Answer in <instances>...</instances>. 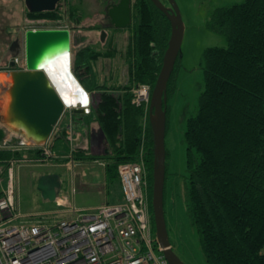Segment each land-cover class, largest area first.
Segmentation results:
<instances>
[{
  "label": "trees",
  "instance_id": "obj_1",
  "mask_svg": "<svg viewBox=\"0 0 264 264\" xmlns=\"http://www.w3.org/2000/svg\"><path fill=\"white\" fill-rule=\"evenodd\" d=\"M131 9L132 23L127 29L128 44L123 55L126 82L120 84L110 77L108 83L92 87L90 92L98 99L90 113L74 116L93 115L104 133L107 154L98 158L107 160L105 169L112 184L115 180L119 183L118 165L135 161L138 153L145 111L131 103L130 89L135 84H146L152 90L170 34L168 20L150 0H134ZM27 14L32 19L57 18L56 11ZM206 27L223 34L227 43L226 47L203 51V88L195 113L185 122L186 213L198 232L206 264H264V0H243L218 7ZM109 48L97 50L87 45L76 52L74 67L83 71L82 80L98 75L94 70L98 59L117 55L115 48ZM173 75L174 70L167 96ZM167 112L166 106V116ZM3 135L0 130V140ZM85 143L83 139L80 144L84 147ZM84 151L76 148L75 157L83 158ZM38 155V150L0 148V169L5 170L9 161ZM145 165L154 235L152 141L147 117ZM165 187L163 197L167 196Z\"/></svg>",
  "mask_w": 264,
  "mask_h": 264
},
{
  "label": "rangeland",
  "instance_id": "obj_2",
  "mask_svg": "<svg viewBox=\"0 0 264 264\" xmlns=\"http://www.w3.org/2000/svg\"><path fill=\"white\" fill-rule=\"evenodd\" d=\"M11 1L13 3H10ZM113 1L116 2L117 0ZM161 1L167 4L166 0ZM175 1L184 24V36L181 45V56L177 59L174 67L173 85L168 86L166 102L168 112L166 116L165 147L168 155L166 156L167 178L165 183L167 196L164 197V213L172 250L186 264H206L198 232L190 224L185 208L184 175H186L187 160V146L184 141L185 122L190 115L195 113L199 95L203 88L204 72L201 63L203 51L208 47H226L227 43L223 34L210 31L206 27V24L216 8L238 3L239 1L242 2L243 0ZM15 2L16 0H7L5 5H0V28L3 25L2 17H6L10 23H19V30L23 34L27 29L38 27L69 28L73 33V39L76 41V45L73 46L72 58H75L76 51L80 46V48H83L90 44V46L95 47L97 50L105 48L99 41L100 31L98 30L99 27L101 29L106 23L105 0H60L55 9L57 18L54 19L29 18L24 6L21 23L18 4L15 7ZM109 36L111 42H115V49L118 53L111 61H105V63L107 69H111L110 77H112V81L123 84L127 80V64L123 55L126 51L129 33L127 29H112V31H109ZM1 42L2 40L0 39V58L7 52V45L10 41L6 46ZM19 56H21V59H18L19 67L23 69L25 67L23 53ZM99 60L94 63L96 71L100 66L101 60ZM72 68H74V64H72ZM103 73L108 75V72H105V70ZM1 75L0 84L4 83L5 80L9 81L6 76L7 72H0ZM95 76L92 75L84 80L80 77L78 79L90 92L92 87L96 89L101 82L99 80L101 77L99 75ZM2 104L3 102L0 100V106ZM74 119L73 128L81 132L84 131V127L88 126H91L95 130L98 129V124L94 121L93 115L81 118L76 116ZM64 125L65 119L60 122L58 128L62 129ZM54 143L58 154L67 153L68 148L63 138L55 139ZM96 148L94 151L97 153H102L105 149L104 147L102 149ZM72 158L77 159L75 155H72ZM99 159L92 158L87 160L86 164L81 168L72 165L70 167L72 172L67 170L66 166L60 165L44 167L41 165H26L25 163L14 164L12 171L13 195L18 210L22 214L45 213L49 217L48 220L59 217L61 212L60 206H57L54 201L43 199L36 189L37 178L46 173L58 174L61 190L63 191L62 195L68 196L69 191L71 193L75 192L74 205L76 208L85 209L80 210L81 212H91L106 202L114 203L115 198H117L115 200H119L121 197L120 184L118 180H115L114 184L108 180L106 166L95 162ZM102 160L107 161L104 158ZM63 163H67V159ZM0 177L2 178V186H7L8 175L6 177V174H3ZM96 205L99 206L93 210L89 208ZM64 209L65 212H68V210L72 211L75 208L67 201ZM68 214L72 215V213ZM153 234L155 235V232Z\"/></svg>",
  "mask_w": 264,
  "mask_h": 264
},
{
  "label": "built area",
  "instance_id": "obj_3",
  "mask_svg": "<svg viewBox=\"0 0 264 264\" xmlns=\"http://www.w3.org/2000/svg\"><path fill=\"white\" fill-rule=\"evenodd\" d=\"M18 59L14 63L20 66ZM149 91L146 84L132 90L131 103L141 106L145 113ZM88 107L75 103L66 106L67 109L83 108L85 114L89 113ZM57 132L55 128L53 134ZM82 139L81 133L65 128L69 152L56 155L49 140L40 147L42 156L36 162L50 165L53 159H67L63 165L68 170L72 165L80 166L83 162L73 159L72 154L76 148L87 149L81 146ZM9 142L10 138L5 139L0 147L19 149L24 145L22 140L15 146ZM145 144L144 116L135 161L117 167L122 191L120 202L103 204L86 213L69 210L72 216L51 220L45 213L21 214L16 209L12 186L14 161H11L7 168V186L0 196V264H168L151 230ZM95 162L105 166L100 160ZM56 204L65 206L67 199H56Z\"/></svg>",
  "mask_w": 264,
  "mask_h": 264
},
{
  "label": "water",
  "instance_id": "obj_4",
  "mask_svg": "<svg viewBox=\"0 0 264 264\" xmlns=\"http://www.w3.org/2000/svg\"><path fill=\"white\" fill-rule=\"evenodd\" d=\"M150 1L166 17L170 25L167 47L150 93L147 115L152 141V218L157 245L168 264H186L170 245L163 197L166 173L167 85L175 63L181 56L184 24L175 0H166L167 4L161 0ZM58 2L59 0H24V5L30 13H41L54 11ZM105 16L110 26L118 29L129 28L131 0H117L112 3L106 7ZM104 36V32H101V40ZM16 42H19L21 47L19 54L23 53L25 69L9 72L6 75L9 81L0 84V100L3 102L0 106V123L23 136L25 142L39 146L51 135L66 105L58 95L47 73L48 69H53L52 66L57 61H63V70H67L66 66L72 58V47L76 45V41L72 39V32L68 29L48 28L27 29ZM80 113H83L82 109H74L71 112ZM98 134L105 140L100 128ZM90 143L92 144L91 139ZM103 154H107V151ZM36 189L43 199L54 201L61 191L58 174L48 173L39 176Z\"/></svg>",
  "mask_w": 264,
  "mask_h": 264
},
{
  "label": "crops",
  "instance_id": "obj_5",
  "mask_svg": "<svg viewBox=\"0 0 264 264\" xmlns=\"http://www.w3.org/2000/svg\"><path fill=\"white\" fill-rule=\"evenodd\" d=\"M23 0H16V2L14 3V5H15V7H16V5L18 4V11H19V14H20V23H21V21H22V15H23V8H24V4H23V2H22ZM7 2V0H0V5H5V3ZM241 1H239L238 3H240ZM10 3H13L12 1L10 2ZM237 3V2H236ZM236 3H233V4H236ZM221 7V6H220ZM2 22H3V25L1 26V28H0V39L2 40V44H4L5 46L9 43V41L10 40H12V39H15V38H17V37H20L21 36V32H20V30H19V27H20V25H19V23L18 24H16V23H10L8 20H7V18L6 17H2ZM10 60H11V57L10 56H8L7 55V53L5 52V54H3L2 56H1V58H0V72H2V73H6L7 71H5V67L7 66V64H9V62H10ZM101 60V61H100ZM99 61H100V66H99V68H98V70H97V73H98V75H99V77H102V76H105V74L103 73L104 72V70H106L107 69V65H106V63H105V61H110V59H104V58H101ZM96 66H97V64H96ZM107 70H109V69H107ZM106 77H107V75H106ZM103 79V78H102ZM100 80V79H99ZM94 177H96V176H94ZM121 189V188H120ZM62 193V192H61ZM63 194V193H62ZM69 195L67 196V195H63V197L60 195L59 197L60 198H66L67 199V201L69 202V203H71L73 206H74V208L76 209V210H85V209H79L80 207H75V205H74V195H75V192H73V193H71V191H69V193H68ZM58 197V198H59ZM59 198V199H60ZM59 199H57V200H59ZM71 199V200H70ZM115 199H117V198H115ZM114 199V203H117V202H119L120 201V199H121V197L119 198V200H115ZM107 203V202H106ZM100 205V204H99ZM99 205H96V206H92V207H89V208H91V210H93V209H95L97 206H99ZM66 206V205H65ZM81 208H84V207H81ZM60 215H59V217H69L70 216V214H68L69 212H65V209H64V206H61L60 208ZM69 211V210H68Z\"/></svg>",
  "mask_w": 264,
  "mask_h": 264
},
{
  "label": "flooded vegetation",
  "instance_id": "obj_6",
  "mask_svg": "<svg viewBox=\"0 0 264 264\" xmlns=\"http://www.w3.org/2000/svg\"><path fill=\"white\" fill-rule=\"evenodd\" d=\"M112 3H114V1L113 0H105V8H104V10L106 9V7H108L109 5H111ZM105 20H106V23L101 27V29H100V27L98 28V30L100 31V34H99V41H100V43L102 44V45H104L105 46V48L103 49V50H105V49H107V48H109V46L111 47V48H115V42H111V38H110V36H109V31H112V29L114 30V29H118V28H114V27H112V26H110L109 25V21H108V19L106 18V16H105ZM124 29H126V28H124ZM123 30V29H122ZM101 32H104V34H105V36H104V38H103V40H101ZM129 37V36H128ZM110 38V39H109ZM108 39V40H107ZM16 40H18V37L17 38H15V39H12V40H10V43L7 45V49H6V53H7V55L8 56H14V54H16V55H19V53H20V51H21V47L19 46V42H16ZM110 42H111V45H110ZM127 44H128V42H127ZM88 45H90V44H88ZM127 46V45H126ZM81 47V46H80ZM78 48V50H80L81 48ZM77 50V51H78ZM73 51V50H72ZM76 51V52H77ZM104 59H106V58H104ZM110 59V61L112 60L111 58H109ZM75 68V67H74ZM94 70H95V68H94ZM110 71H111V69H109V70H105V72H108V74L110 75ZM72 72H73V74L74 75H78L79 76V72L77 71V70H73L72 69ZM103 78V79H102ZM109 78H110V76H107L106 77V74H105V76H102L101 78H100V80H101V83H104V82H107L108 83V80H109ZM139 85H142V84H135V85H133L132 86V88L130 89V93L132 94V98H133V93H132V90L135 88V87H137V86H139ZM88 96H89V98L91 97L90 96V94H88ZM132 98H131V100H132ZM96 99H98V97L96 98V96H94V97H92L91 98V100L93 101V104H95V102H96ZM142 119H144V116L142 117ZM68 124V123H67ZM167 125V124H166ZM88 133L90 134V137L89 138H91V142H92V144L90 143V146H91V150L93 151V153H97V152H95L94 151V149H95V147H99V149H100V145L102 144V142H103V140L100 138V135L98 134V131H94V130H91V133L88 131ZM6 135L9 137V138H13V139H18V136L16 135V134H14V133H9L7 130H6ZM96 148V149H97ZM166 152H167V149H166ZM100 153V152H99Z\"/></svg>",
  "mask_w": 264,
  "mask_h": 264
},
{
  "label": "bare ground",
  "instance_id": "obj_7",
  "mask_svg": "<svg viewBox=\"0 0 264 264\" xmlns=\"http://www.w3.org/2000/svg\"><path fill=\"white\" fill-rule=\"evenodd\" d=\"M62 62L63 61H57L55 63V65L52 66L53 69H48L47 73H48L58 95L61 97V99L64 102H66V104H72V103L76 104V102H77L76 93H79V86L71 78L69 72L67 70H63L64 69L63 68L64 62L63 63ZM69 66L71 67V61H69ZM70 73H71V70H70ZM1 79H2V75L0 76V83H1ZM18 141H20V140L18 139ZM57 206L61 207L63 205L60 204ZM69 213H71V212H69Z\"/></svg>",
  "mask_w": 264,
  "mask_h": 264
},
{
  "label": "snow or ice",
  "instance_id": "obj_8",
  "mask_svg": "<svg viewBox=\"0 0 264 264\" xmlns=\"http://www.w3.org/2000/svg\"><path fill=\"white\" fill-rule=\"evenodd\" d=\"M86 100H87V98L86 97H84V101L86 102Z\"/></svg>",
  "mask_w": 264,
  "mask_h": 264
}]
</instances>
